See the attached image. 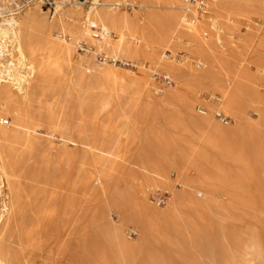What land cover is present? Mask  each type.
Segmentation results:
<instances>
[{
	"label": "bare ground",
	"instance_id": "1",
	"mask_svg": "<svg viewBox=\"0 0 264 264\" xmlns=\"http://www.w3.org/2000/svg\"><path fill=\"white\" fill-rule=\"evenodd\" d=\"M41 2L14 12L12 0H0V264L17 262L19 255L15 247L21 245L22 239L33 249L43 235L59 239L71 219L69 214L80 222L83 198L79 193L80 178L76 196H71L65 190L64 176L49 184L51 188L46 185L32 190L28 187L35 180H27L19 170L26 169L39 155L40 161L53 156L68 168L74 156L69 147L80 146L92 155V164L112 171L115 162L121 159L119 146L108 145L99 137L115 141L124 129L129 130L131 142H140L139 149L129 154L132 157L129 167L141 180L129 191L128 213L123 211L124 203L116 206L123 220L110 226V236L119 250L129 255V264H250L248 256L255 245L226 249L224 224L229 221L226 213L236 203L247 207L259 196L254 188L251 192L242 186L253 180L251 155L255 152L257 134L264 130L261 93L264 91V0L207 3L214 13L206 20L208 30L201 26L200 20H190L183 13L190 10L194 0H53V14L49 17L40 13ZM123 8L126 11H119ZM129 8H135V15L129 13ZM157 8L165 10L156 11ZM241 23L247 30L245 35L236 34ZM184 37L188 39V59H212L223 70L230 60L224 51L234 58L241 56V47L252 48L257 75H251L241 66L228 69L231 75L221 81L216 77L218 70L215 74L212 67L197 71L162 62L150 52L155 41L177 45ZM82 44L87 45V51L95 48L112 60L119 56L134 60L139 68L154 60L166 75L172 76L176 89L161 93L165 99L163 106L170 112L162 117L174 134L166 136L158 130L153 114L149 128L143 131L141 125L148 116L147 106L141 103L142 78L123 75L115 69L116 64L96 65L89 54L77 56L76 49ZM121 63L129 65L125 61ZM125 79L129 91L122 86ZM71 81L79 89L74 99L78 114L75 122L68 118L70 114L68 117L64 114V100H60L61 89ZM202 89L215 90L209 94L219 100L220 109L230 118L229 123L221 124L213 119L214 107L198 97ZM197 102L204 109L198 110L202 116L195 113ZM35 103L37 111L33 109ZM173 103L181 109L171 113ZM247 105L254 107L256 121L245 116ZM103 111H109L107 124L102 131L100 128L101 132L89 133L86 124ZM2 115L11 118L9 125H4L8 121ZM41 118L51 131L49 136L60 142L58 148L51 141L45 145L39 141ZM263 141L258 145L262 147ZM170 170L176 172L174 179L169 177ZM91 177L102 183L106 173L98 171ZM146 188L168 194L164 209L148 204ZM59 195L62 198L57 202ZM125 220L141 229L134 241L125 237ZM216 230L224 240H216L213 235ZM219 246L225 252L221 258L215 250Z\"/></svg>",
	"mask_w": 264,
	"mask_h": 264
},
{
	"label": "rangeland",
	"instance_id": "2",
	"mask_svg": "<svg viewBox=\"0 0 264 264\" xmlns=\"http://www.w3.org/2000/svg\"><path fill=\"white\" fill-rule=\"evenodd\" d=\"M36 1H40V0H36ZM36 1L30 3L29 5H33ZM78 1L84 2L86 0H78ZM212 1L213 0H208V1L207 0H194V5L190 7V10L184 11L183 13L186 12L187 18L190 20H196V19L200 20L201 26L205 30H208L207 21H209V19L212 18L214 13L208 9L207 3H210ZM51 2H53V0H42V2L39 3L41 7L40 13L45 17H49L50 15L53 14V12H51V7H52ZM192 9L194 10L193 12H195V14L191 12ZM164 10L165 9L163 8L156 9V11H164ZM119 11L121 12L126 11V8H123ZM44 13H46V15ZM129 13H131L132 15H135V8H129ZM142 15L143 14H141V17H143ZM246 31L247 30L245 28V25L241 23L240 25H238V30L236 31V34L245 35ZM55 32H57V30H55ZM137 39H138V43L136 45H139L140 43L139 38ZM187 42H188V39L185 37L182 38L178 42L177 45L173 43L166 44V43H161L159 41H155L153 44V47L150 49V52L154 53L157 57H159V59L162 62L176 63L184 67H191L197 71H206L212 67L214 69L215 74H216L215 71L218 70L216 77L220 78L221 81L225 80L227 78V75L228 76L229 74L231 75L229 71L235 70L236 68H239L241 66H242L241 68H245L251 75H257V68L255 66L256 57L253 54L252 48L247 49L246 47H241L239 50L241 56L240 57L237 56L234 58L231 57L232 55L229 51L228 52L227 50L224 51L226 56L230 59L228 60L229 62H227L226 66L229 64L228 66L231 68L227 66L225 68L226 70H223V68H220L221 66L217 64L216 62L212 63L211 62L212 59L209 61L207 60L204 61L202 59H196V60L188 59V57H186L188 56ZM201 50H204V48H202ZM76 54L79 57H84L86 54H89V56H91L92 61L96 65H99V66L105 67L108 64L109 65L116 64L115 69L123 73V75L125 76H129V75L130 76L131 75L140 76L144 84V90L142 91L143 96H141L142 97L141 103L144 107L147 106L146 113L148 116L146 119V122L141 125V129L145 131L149 128L150 122L152 120V114H153L154 116L153 118H155L154 120L156 121V128L158 130L162 131L163 134L166 136H170L174 134L172 127L167 125L166 123L167 120L165 117L170 112L165 106H163L162 102L165 99L161 91L162 90L163 91H173L176 89L177 85H176L175 79L170 75H166L162 67L159 66L157 63H155L154 60L146 61L143 64V67L145 68L141 67L142 68L141 69L139 67H136L137 62L134 60H128V59H125L119 56L118 58L114 57L113 60L115 59L116 60L113 62L112 59L106 57L104 54L98 53L95 50V48H92V50L87 51V45L85 44H82L81 47L76 49ZM121 61L123 62L125 61L129 63V65L125 66L121 63ZM262 64L264 66V61H262ZM125 82H126V79L124 81V84H122V86L123 87L125 86L127 90L129 91V83L126 82L125 84ZM69 83L67 82L65 84L66 86L64 85V87L61 89V93L63 94V97L61 95L60 100L61 101L64 100L63 101L64 103H67V102L71 103V104L62 103L64 107L63 111L65 112L64 114L67 117L70 114L68 118L71 119L72 121L74 120L73 122H75L77 120L76 118L78 114H77L76 100L74 99H76L79 89L77 88V86H75L74 81L73 82L71 81ZM260 89L262 88L260 87ZM214 91L215 90L202 89L198 92V97L200 101H203V102L207 101V103L211 104L214 107L212 116L216 122H219L221 124L229 123L230 118L220 109V104H218L220 103L219 100L216 99L217 100L216 101L215 98H212L211 95L209 94L210 92H214ZM261 93L262 95H264V91H262ZM54 98L55 97H49L47 99L52 100ZM252 105H247V108L245 107L244 109L245 110L244 113H245V116L247 118L249 117L251 121H256L257 113ZM156 108L158 109L159 113ZM33 109L34 111H37L38 106L36 103ZM180 109H181V106L179 104L173 103V106L171 107V113H173L174 110H180ZM198 110H204V109L202 105L197 102L195 105V113L196 115L202 116V114H200ZM140 111L141 113H144L145 108L141 109ZM154 112H157V113H154ZM75 114L77 116H75ZM108 114H109V111L100 112L98 116H96L97 118L95 117L93 121L88 122L86 124L87 129L89 130L88 132L89 133H92V131L101 132L102 128L105 126V123L107 124L108 122L107 120ZM164 115L165 117H162ZM218 116L226 117V122L221 120L222 117H218ZM1 118L8 121V122H4V125H7V124L9 125V123L11 122V118L6 115H2ZM161 119L163 120V123ZM38 122L41 124V128L40 130H38V133H37V137L39 141L43 145L47 144L48 141H51L52 144L56 148H58V145L60 146V142L55 137L51 138L49 136V133L51 131L48 130L47 127H45L46 126L45 120L41 118L38 120ZM144 124H146L147 126ZM231 124H233V121H231L230 125ZM262 124L264 125V120ZM160 125L163 127H161ZM100 128H101V131H100ZM164 128L166 129L164 130ZM124 130L122 132L123 134H121L115 141L111 139L109 140L110 142H112V144L108 141V139L104 140L101 137H99L100 139L98 138L100 141L103 140L108 145L117 144L119 146V152L121 154V159H118L115 162L114 170L112 171H109L104 167H100V166L98 167L92 164V159L94 158L92 157L91 154L87 153L85 149H82L83 147H80V146H70L69 147L70 153L74 156L72 157L70 166L68 168L63 163H58L56 161V158L53 156L48 157L46 159L42 158L41 159L42 162H41L40 161L41 157L39 155L31 160L32 163H30V165L26 169L19 170L20 172H22L24 178H26L27 180H30L31 178L35 180V182L32 184L33 186L28 187V189H32V190L33 189L36 190L39 188H45L47 187L46 185H48L47 188H51L49 184H53V182L59 176H64L66 180L65 185H64L65 190L71 196H76V193H77L76 183L78 181V178H80V180H82V185L79 189V193H80V197L81 198L83 197V198L81 199L82 210H81V217H80L79 223L75 221V217L73 216V214H69L71 219L69 220V222H67L66 231L62 234V236L59 239H53L46 235H43L41 239L38 241L39 242L38 245L35 246L34 249L29 248L26 240L22 239L21 245L15 247L16 252L19 255V258L17 262H15V264L16 263L17 264H129V255L122 253L119 250L117 243L114 242L110 236V226L117 225L118 222H121L123 220L122 212H120L119 207H116V206H122L121 204L124 203L125 208L123 211L124 213L125 212L128 213L127 206L129 202L128 200L129 191L135 188L141 180V176L137 173L135 174L134 172H131L130 167H129V160L132 159L131 155H133L139 149L140 145L138 144L140 142L139 140H134V142L133 141L131 142V140L129 139V130H126V129ZM263 131L264 130H262L259 134H257L258 138L256 137V140L254 143L255 152L252 153L251 155L250 173L253 175L252 181L254 182H252L250 179V182L244 183V186H242L243 189L251 191V192H252V189L254 188L253 190L256 191L258 193L257 195L259 196H257V198L253 200L254 202L253 201L250 202L251 207L250 206L246 207V205H243V204H241L242 205L241 207L239 206L240 204L237 205L236 203L233 206V209L231 208L226 213V216L229 219V221H227L224 224V230L226 231V236H227V240H226L227 242H226V247H225L226 249L233 248L235 250L236 245L242 248L245 245L254 244L255 245L254 250L258 249L257 252L259 250L260 251L262 250L261 252H258V254L254 250L250 251V255L248 256V259L250 258L249 259L250 264H264V193H263L264 192V157H263L264 151H262L261 149V148L264 149V141L263 143H260L262 144V147L261 145L260 146L258 145L259 142H262V140H264ZM41 132L43 135L40 134ZM43 139L45 140V142ZM130 144L131 146H129ZM122 155L125 158L122 157ZM256 157L258 158V160ZM257 161L259 163L262 162L263 165L262 164L260 165ZM38 163L39 164L42 163V164L39 165ZM46 163H47V167H45ZM256 163L258 164L256 165ZM85 165H87V167ZM253 165L254 167H252ZM50 170L52 171L50 172ZM26 171L28 174H26ZM98 171H102L106 173V178L104 179L102 183H99V181L96 178L91 177V175L92 176L95 175V173ZM169 175L171 179H174L176 176V172L174 170H170ZM47 176L49 179L47 178ZM39 178H41L42 180H40ZM257 185H258V189H257ZM48 190L51 191L50 189ZM81 194H83V196ZM145 194H146V199L149 205L156 207L158 209L165 208L168 194L162 195L160 194V192L153 191L152 189H148V188H146ZM118 196L119 198H117ZM259 197L263 199L262 202H260L261 200ZM61 198L62 196L59 195L56 201L58 202V200L59 199L61 200ZM255 202H256V205L254 206L253 204H255ZM107 205L110 209L107 207ZM253 206L257 207V209L254 208ZM106 208L108 209L106 210ZM124 227H125L124 233H125V237L127 238V240L128 241L136 240L141 229L137 225H135L133 222H129L126 220L124 221ZM213 235L218 241L223 239V237L220 235V232L218 230L214 231ZM215 250H216V254L220 258L225 254L224 250L220 246L217 247ZM141 263L142 262H138L137 264H141Z\"/></svg>",
	"mask_w": 264,
	"mask_h": 264
},
{
	"label": "built area",
	"instance_id": "3",
	"mask_svg": "<svg viewBox=\"0 0 264 264\" xmlns=\"http://www.w3.org/2000/svg\"><path fill=\"white\" fill-rule=\"evenodd\" d=\"M13 1V11L17 12V11H21L24 8H26L30 3L36 1V0H12ZM97 37L100 36V33H97ZM117 63V62H116ZM120 63V62H119ZM218 117H222L221 120L226 122V117L223 116H218ZM162 197V196H161ZM164 201V200H163ZM161 201V202H163Z\"/></svg>",
	"mask_w": 264,
	"mask_h": 264
}]
</instances>
